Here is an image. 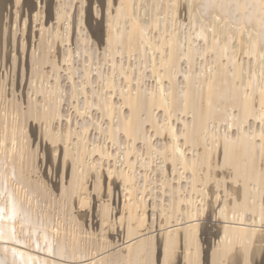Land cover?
I'll list each match as a JSON object with an SVG mask.
<instances>
[{"label": "bare ground", "instance_id": "bare-ground-1", "mask_svg": "<svg viewBox=\"0 0 264 264\" xmlns=\"http://www.w3.org/2000/svg\"><path fill=\"white\" fill-rule=\"evenodd\" d=\"M2 66L0 264H264V0H0Z\"/></svg>", "mask_w": 264, "mask_h": 264}, {"label": "rangeland", "instance_id": "rangeland-1", "mask_svg": "<svg viewBox=\"0 0 264 264\" xmlns=\"http://www.w3.org/2000/svg\"><path fill=\"white\" fill-rule=\"evenodd\" d=\"M1 69H0V72H2V71H4L5 69V67L4 66H2V67H0ZM4 70H3V69ZM0 76H1V74H0ZM28 87V86H27ZM26 87V88H27ZM6 90H7V88H6ZM19 90V89H18ZM18 90H17V93H18ZM20 91H22V88L20 89ZM20 93V92H19ZM18 93V94H19ZM45 144H47V143H44V144H41L40 145V149H39V153H42V152H44V147H45ZM42 145H44V147L42 146ZM42 169H41V171L43 172V169H44V172H46V174L48 175V177H50V179H51V181L52 182H56V179L53 177V176H51L49 173H48V169H47V167H44V165H42ZM118 194V195H117ZM116 195H117V198H116ZM116 198V199H115ZM117 200V201H116ZM121 201H122V197H121V193H120V188L119 187H117V189L115 190V196H114V202H115V204L117 203H119L118 205H116V207L118 206V207H121ZM92 202V201H91ZM150 216V215H149ZM76 218H77V220L78 221H80L81 222V224H82V226H83V228L84 229H86V230H89V231H92V232H94V233H96L97 235H100V234H104V236H106L107 238H108V236H110V237H112V239H113V241L114 242H116L111 248H110V251H112V250H115V249H118V248H121V247H123L124 245H126V244H128L129 242H127L126 240H124V239H122V235L120 234V231H121V228H123V227H121V225H119V221H117L116 219V221H115V223H113V225H111V223L110 222H108V223H106L105 224V222H103V221H101V219H98V218H92V217H85L84 219H82V218H80V217H77L76 216ZM194 220L196 221L197 220V218H194ZM210 220V221H209ZM100 221V222H99ZM194 221V222H195ZM215 221V222H214ZM218 221H219V223H218ZM223 221H225L226 223H230V221H228V220H222L221 218H218L217 220H216V218H213V217H210L208 220H202V221H199V222H201L202 224H204L205 226H206V228L208 229L209 228V230L211 231L212 229L214 230L215 228L213 227V226H217V225H222V222ZM101 222H103V224H104V226H105V228H101L102 230L101 231H99L100 230V227H99V224L101 223ZM187 224H189V222H190V220L188 221L187 220ZM194 222H191V223H194ZM122 223L124 224V225H126L127 223L128 224H130V221H122ZM196 223V222H195ZM210 223V224H209ZM231 223H235L234 221H231ZM236 223H238V222H236ZM181 224H182V222H181ZM212 224H213V226H212ZM134 225V224H133ZM157 225V226H156ZM178 225H180V222L179 223H176V224H172V226H171V224H169V227L171 226L172 228H176ZM156 226V227H155ZM208 226V227H207ZM153 227H155V228H151V229H149L148 231L149 232H151L152 230L154 231H152L154 234L156 233H159V232H161V231H165V230H169V229H172L171 227L169 228L168 227V225H166V226H162L161 227V229H160V227H158V224H154V226ZM166 227V228H165ZM180 227H181V225H180ZM180 227H178V228H180ZM259 227L257 226L256 227V229L257 230H264L263 228H264V225L262 226V228H259ZM93 229V230H92ZM112 229V230H111ZM158 230V231H157ZM161 230V231H160ZM212 230V231H213ZM147 230H144L142 233H144V232H146ZM147 231V233H145V234H148L149 232ZM127 242V243H126ZM122 245V246H121Z\"/></svg>", "mask_w": 264, "mask_h": 264}]
</instances>
